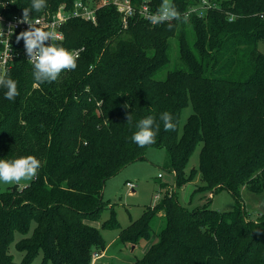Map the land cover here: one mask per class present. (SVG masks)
<instances>
[{
    "label": "trees",
    "instance_id": "obj_1",
    "mask_svg": "<svg viewBox=\"0 0 264 264\" xmlns=\"http://www.w3.org/2000/svg\"><path fill=\"white\" fill-rule=\"evenodd\" d=\"M3 1L7 17L22 16L32 2ZM74 1L47 0L45 9L30 15ZM132 2L139 11L145 0ZM149 2L157 11L162 0ZM171 4L182 17L171 22V30L138 12L125 28L114 6L97 11V25L69 21L63 27L65 40L57 46L84 50L76 69L62 71L53 82H36L28 63H16L7 72L18 82L19 95L8 100L0 87V159L33 156L41 167L26 187L0 192V264H17L9 251L17 232L26 235L18 246L26 264L40 252L51 264H95L93 257L106 249L94 226L107 206L105 184L145 160L151 148L168 153L175 186L122 231L121 241L136 245L150 238L155 217L164 218L157 242L134 264H264V213L248 219L241 192L245 186L264 195V54L258 48L264 39V0ZM194 7L202 16H186ZM173 38L178 59L158 79L172 63ZM187 107L192 114L181 126ZM163 112L172 115L174 131L164 130ZM148 116L156 117L160 131L153 144L140 147L131 137L135 123ZM198 146L199 166L185 177ZM198 174L203 185L197 190H227L236 209L186 210L176 190ZM33 222L34 232L27 236ZM103 223L109 230L119 227L114 212Z\"/></svg>",
    "mask_w": 264,
    "mask_h": 264
},
{
    "label": "rangeland",
    "instance_id": "obj_2",
    "mask_svg": "<svg viewBox=\"0 0 264 264\" xmlns=\"http://www.w3.org/2000/svg\"><path fill=\"white\" fill-rule=\"evenodd\" d=\"M171 4V0H168ZM189 35L192 36L191 30ZM172 63L170 67L158 73V79H164L174 66L173 60L176 61L179 56V44L177 39L170 40ZM259 51L264 54V39L259 42ZM192 114V108L187 107L182 112L181 126L184 125L187 118ZM200 150L198 146L192 155L188 167L186 168L185 177H188L193 168H197L200 162ZM145 160L135 162L120 173L108 180L103 191L104 201L107 206L101 213L99 222L94 226L102 233L106 249L99 258L94 256L93 260L98 261L95 264H134L141 259L147 252L148 248L157 242V236L165 227L164 218L155 217L152 221V234L149 239H141L138 244L124 243L121 241V233L132 223L141 219L144 211L152 206L154 207L164 198L166 193L175 186V174L170 169V158L164 148H151L145 153ZM162 175V177H159ZM31 180H21L19 183H4L0 181V192H4L13 186L20 188L26 187L32 182ZM132 182L135 188L127 187L126 183ZM202 180L198 174L194 181L188 182L178 190L176 197L179 203L188 211H194L197 208L207 206L209 209L229 212L236 209V201L232 194L227 190L214 192L200 188ZM243 202L247 212L250 214L248 219H258L264 213V195L254 194L247 190L245 186L241 189ZM211 194V195H210ZM213 195V196H212ZM157 196L160 198L157 199ZM114 212L116 222L119 227L114 230L103 228V222L109 220ZM36 224L33 222L27 236L34 232ZM26 235L17 232L14 241L10 246V254L17 264L25 263V253L18 250L21 240ZM28 264H51L49 260L45 261L43 252H40L31 263Z\"/></svg>",
    "mask_w": 264,
    "mask_h": 264
},
{
    "label": "clouds",
    "instance_id": "obj_3",
    "mask_svg": "<svg viewBox=\"0 0 264 264\" xmlns=\"http://www.w3.org/2000/svg\"><path fill=\"white\" fill-rule=\"evenodd\" d=\"M47 7V0H32L29 7L23 8L22 18L18 24H27L28 28L21 31L16 36L19 43L24 41L28 61L33 65V77L38 83L53 82L64 70H75L77 67V56L62 46L51 43L46 45V41L57 39L56 33L46 31L39 25V20L30 13H38ZM181 13L174 4L168 0H162L160 7L151 14L150 22L153 25L167 24L169 30L173 28L172 21H180ZM15 29V25L9 26V35ZM0 87L6 89L4 96L8 100H15L19 95L18 82L13 80L7 73L0 75ZM127 124L132 126L133 116L129 113L126 117ZM159 121L163 123L165 131H174L176 124L169 112H163L159 116ZM135 131L131 137L133 143L140 147L151 145L155 142V137L160 131V123L156 117L148 116L135 123ZM41 162L33 157L18 158L12 162L0 159V181L4 183H19L21 180H31L37 176Z\"/></svg>",
    "mask_w": 264,
    "mask_h": 264
},
{
    "label": "built area",
    "instance_id": "obj_4",
    "mask_svg": "<svg viewBox=\"0 0 264 264\" xmlns=\"http://www.w3.org/2000/svg\"><path fill=\"white\" fill-rule=\"evenodd\" d=\"M149 0L141 5L139 11L133 5L132 0H76L71 6L63 3L54 12H46L41 16L35 17L39 20V25L46 31H53L56 33L57 39L47 42L50 45L53 43H62L65 40V33L63 27L66 23L71 20L80 19L86 22H91L97 25V11L106 6H114L122 16L123 26L128 27L129 20L135 16L138 12L141 18L150 21V16L156 11H153ZM205 4V2H204ZM7 3L0 0V70L2 74L7 73L16 63H28L31 64L27 56L24 41L21 40L19 43L16 41V36L28 28L27 24H18L17 21L22 18L21 15L15 14L11 17H7L5 9ZM193 13L202 16L200 8L194 7L188 9L186 16ZM15 25V29L11 35H9V26ZM84 49L73 50L77 58ZM162 177V175H159ZM127 187L134 189L135 185L132 182L126 183ZM160 196H157V199ZM99 258V256H96Z\"/></svg>",
    "mask_w": 264,
    "mask_h": 264
},
{
    "label": "crops",
    "instance_id": "obj_5",
    "mask_svg": "<svg viewBox=\"0 0 264 264\" xmlns=\"http://www.w3.org/2000/svg\"><path fill=\"white\" fill-rule=\"evenodd\" d=\"M101 257H102V256H101ZM101 257H100V258H101ZM100 258H99V259H100ZM97 262H98V261H97ZM97 262H96V263H97Z\"/></svg>",
    "mask_w": 264,
    "mask_h": 264
}]
</instances>
